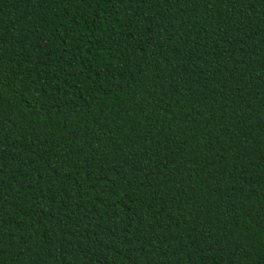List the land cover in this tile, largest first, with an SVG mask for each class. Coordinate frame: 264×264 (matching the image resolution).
Segmentation results:
<instances>
[{
  "label": "trees",
  "instance_id": "obj_1",
  "mask_svg": "<svg viewBox=\"0 0 264 264\" xmlns=\"http://www.w3.org/2000/svg\"><path fill=\"white\" fill-rule=\"evenodd\" d=\"M0 264H264V0H0Z\"/></svg>",
  "mask_w": 264,
  "mask_h": 264
}]
</instances>
